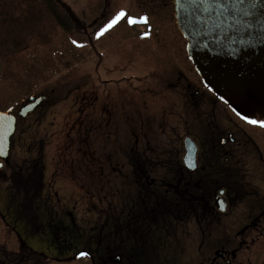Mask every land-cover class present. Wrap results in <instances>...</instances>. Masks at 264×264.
Returning a JSON list of instances; mask_svg holds the SVG:
<instances>
[{
    "label": "rangeland",
    "instance_id": "obj_1",
    "mask_svg": "<svg viewBox=\"0 0 264 264\" xmlns=\"http://www.w3.org/2000/svg\"><path fill=\"white\" fill-rule=\"evenodd\" d=\"M121 11L127 12L125 18L101 35ZM143 17L147 24L129 23ZM146 28L149 32L143 33ZM187 84L192 94L201 91L200 95L194 99L182 93ZM153 90L160 91V96ZM203 91L177 26L172 0H0V111L16 114L32 95L45 98L38 112L19 119L9 163L0 171V212L5 215L0 214V250H19L20 240L8 228V220H19L23 211L27 216L68 214L57 222L49 216L39 231L23 224L40 236L36 242L28 240L35 249L57 255L62 254L63 245L79 243L73 235L68 237L75 228L69 221L76 222L80 231L95 229L102 234L105 229L114 236L110 245L118 246L120 230L129 231L138 206L146 207L137 201L145 197L150 203L164 200L171 208V215L157 224L164 235L167 230L173 233L167 239L173 245H183L193 231L213 224L211 213L195 200L179 202L163 194L164 181L172 179L167 161L176 157L186 130L200 136L206 133L213 140L215 132L218 137L227 135L226 112L233 118L234 129L241 123L230 109L214 108L216 99L209 93L201 97ZM213 112L215 117L210 118ZM147 117L153 118L148 121ZM249 131L264 152V126ZM131 151H136L149 171L144 180L151 189L140 191L130 169ZM32 167L38 171L43 167L48 206L41 194L36 196L38 190L34 194L37 183L30 177ZM36 203L39 211H35ZM238 213L240 219L243 213ZM176 238L181 243L176 244ZM158 240L162 243L164 237ZM94 257L98 263L103 255ZM91 263L81 258L44 264Z\"/></svg>",
    "mask_w": 264,
    "mask_h": 264
},
{
    "label": "flooded vegetation",
    "instance_id": "obj_2",
    "mask_svg": "<svg viewBox=\"0 0 264 264\" xmlns=\"http://www.w3.org/2000/svg\"><path fill=\"white\" fill-rule=\"evenodd\" d=\"M178 80L181 82L182 78L178 77ZM175 87L176 84L172 83L171 88ZM191 89L192 86L187 84L182 88V93L185 92L194 99L200 95L201 91H196L194 95ZM153 91L160 94V91ZM202 93L203 98L207 97V93L211 95L207 90ZM153 106L157 105L153 104L151 107ZM193 106L198 105L195 103ZM219 106L226 107L216 99L214 108ZM160 109L162 108L159 107L155 113L159 114ZM153 114L151 116L156 117ZM226 114L229 115V121H225L226 136L221 134L218 137L215 132L213 140L211 135H207L197 141L198 168L194 171L186 168L182 159L185 147L184 143L180 142L176 157L167 161L171 165L169 169H172L170 172L172 179L164 181L167 197L179 202L185 199L195 200L211 213L209 216L214 219L213 224L205 226L202 231H193L191 240H184L181 246L167 241L168 235L173 233L167 230L164 235V232L156 230L158 234L164 236L161 243L158 240L159 235L154 234L152 230L148 232L149 226L141 224V221L147 223L152 218V209H148L139 224L130 234L123 235V240L121 239L119 245L115 246V253L110 257L112 262L105 257L97 264H264V152L249 131L251 127L257 129L260 124H252L248 120L238 118L241 123L236 126L238 128L236 130L232 116L227 112ZM153 117H147L146 120ZM214 117L213 112L210 118ZM254 120L259 122L264 121V118ZM135 121L137 122L136 119ZM148 121H144L145 124H148ZM209 125L213 123L209 121ZM186 133L195 135L193 130H186ZM165 151L169 150H162V153L170 154ZM130 162V169L135 174L149 173L142 161L135 159ZM237 166L239 170L236 172ZM146 184L150 185L148 182ZM221 203L226 205L225 212L219 210ZM238 206L250 207V210L238 209ZM238 212L243 213L240 219ZM176 239V244L181 243L178 238ZM81 240V243H86L83 242L84 238ZM105 240L106 237L103 236L99 241L102 248ZM90 249L99 255L106 252L104 250L101 252L100 247L95 244ZM188 253L190 255L186 260Z\"/></svg>",
    "mask_w": 264,
    "mask_h": 264
},
{
    "label": "water",
    "instance_id": "obj_3",
    "mask_svg": "<svg viewBox=\"0 0 264 264\" xmlns=\"http://www.w3.org/2000/svg\"><path fill=\"white\" fill-rule=\"evenodd\" d=\"M174 3L189 55L207 87L242 117L264 114V0H248L241 6L229 0ZM249 9L253 14H247ZM40 102L25 107L21 114ZM10 117L0 120V155L4 158H8L16 128V118Z\"/></svg>",
    "mask_w": 264,
    "mask_h": 264
},
{
    "label": "snow or ice",
    "instance_id": "obj_4",
    "mask_svg": "<svg viewBox=\"0 0 264 264\" xmlns=\"http://www.w3.org/2000/svg\"><path fill=\"white\" fill-rule=\"evenodd\" d=\"M200 2L203 4V3H208L210 2V0H200ZM211 2H216V3H219L220 0H211ZM246 2H248V0H229V3L230 4H235V5H238V6H241V5H244ZM226 7V5H224ZM249 15L253 14L251 12V9H249V12L247 13ZM127 14L123 11L119 12L114 19H112L110 22H108V24L101 30V35L108 31L110 28H112L113 26H115L118 22H120L123 18H125ZM131 23H136V20H131L130 21ZM142 22H147V17H143L142 18ZM75 43V41H74ZM245 119H247L246 117H244ZM11 117L6 114V113H0V120H10ZM249 123H252V124H257L259 123L260 126H264V121H256V120H249L248 121ZM0 167H3V165H0ZM82 256L86 255V253H81Z\"/></svg>",
    "mask_w": 264,
    "mask_h": 264
}]
</instances>
